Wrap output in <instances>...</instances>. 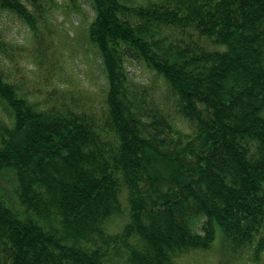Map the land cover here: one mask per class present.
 Returning a JSON list of instances; mask_svg holds the SVG:
<instances>
[{"label": "trees", "instance_id": "1", "mask_svg": "<svg viewBox=\"0 0 264 264\" xmlns=\"http://www.w3.org/2000/svg\"><path fill=\"white\" fill-rule=\"evenodd\" d=\"M41 1L0 0V15L43 44ZM90 1L97 108L32 100L5 74L25 56L0 27V264H203L212 250L261 264L264 0Z\"/></svg>", "mask_w": 264, "mask_h": 264}, {"label": "rangeland", "instance_id": "2", "mask_svg": "<svg viewBox=\"0 0 264 264\" xmlns=\"http://www.w3.org/2000/svg\"><path fill=\"white\" fill-rule=\"evenodd\" d=\"M129 1L138 4L147 0ZM79 3L81 8L73 9L69 0L41 1L43 11L37 17L43 44L34 38L33 31L24 21L10 13L0 15V27L7 42L25 56L20 65L24 66L22 71L6 63L5 74L32 100L44 106H57L60 102L72 104L73 98L86 110L100 106L106 77L100 54L87 40L95 11L90 0H79ZM37 50L45 54L42 68L28 59ZM127 67L131 76L139 82H148L154 77L152 72L138 62L129 61ZM63 90H73L75 93L71 95L63 93ZM220 242L218 235L214 243ZM195 256L186 258L184 264H199ZM217 256L215 250H212L200 260L203 264H220V260L215 259ZM243 264L257 263L247 261ZM261 264H264V260Z\"/></svg>", "mask_w": 264, "mask_h": 264}]
</instances>
